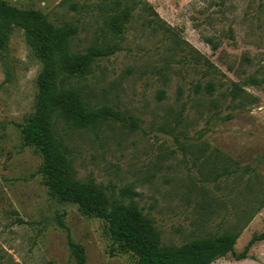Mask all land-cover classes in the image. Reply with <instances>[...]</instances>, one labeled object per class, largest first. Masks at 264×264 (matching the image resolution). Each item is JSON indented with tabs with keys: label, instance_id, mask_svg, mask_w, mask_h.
Instances as JSON below:
<instances>
[{
	"label": "rangeland",
	"instance_id": "374dc122",
	"mask_svg": "<svg viewBox=\"0 0 264 264\" xmlns=\"http://www.w3.org/2000/svg\"><path fill=\"white\" fill-rule=\"evenodd\" d=\"M4 1L74 30L73 52L113 50L67 86L138 123L86 130L58 118L77 178L141 209L163 244L239 232L235 253L213 264H264V240L238 259L264 232V0ZM128 10L114 33L112 16ZM41 69L16 26L0 50V264H80L60 222L84 264H135L106 220L52 194L42 156L23 144Z\"/></svg>",
	"mask_w": 264,
	"mask_h": 264
},
{
	"label": "trees",
	"instance_id": "16d2710c",
	"mask_svg": "<svg viewBox=\"0 0 264 264\" xmlns=\"http://www.w3.org/2000/svg\"><path fill=\"white\" fill-rule=\"evenodd\" d=\"M130 17V10L122 16L114 14L109 22L112 31L120 32V20L128 21ZM16 26L25 31L27 43L42 64L35 111L21 129L23 144L33 147L42 156L39 173L52 194L60 201L75 203L85 215L106 220L110 235L119 243L120 250L132 252L137 257L135 264H213L229 253L234 254L239 232L228 231L181 245H166L162 243L158 227L141 209L107 194L92 177L77 178L69 148L56 131L58 118L73 128L86 130H96L111 120L130 119L138 123V118L126 117L111 106L90 107L78 88L67 86L72 79L86 78L94 62L113 50L91 47L85 52H73L70 42L74 30L55 26L37 10H22L0 0L1 51L7 49ZM207 90L211 92V85ZM60 225L67 230L72 254L84 264L83 248L74 241L65 223L60 222ZM261 240H264V232L253 236L238 259H246L250 246Z\"/></svg>",
	"mask_w": 264,
	"mask_h": 264
}]
</instances>
